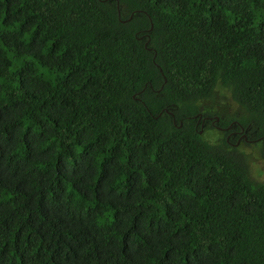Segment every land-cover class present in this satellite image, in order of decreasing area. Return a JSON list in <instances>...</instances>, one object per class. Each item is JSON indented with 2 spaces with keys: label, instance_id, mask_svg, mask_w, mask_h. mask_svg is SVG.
<instances>
[{
  "label": "trees",
  "instance_id": "trees-1",
  "mask_svg": "<svg viewBox=\"0 0 264 264\" xmlns=\"http://www.w3.org/2000/svg\"><path fill=\"white\" fill-rule=\"evenodd\" d=\"M200 115L264 152V0H0V264H264Z\"/></svg>",
  "mask_w": 264,
  "mask_h": 264
},
{
  "label": "rangeland",
  "instance_id": "rangeland-1",
  "mask_svg": "<svg viewBox=\"0 0 264 264\" xmlns=\"http://www.w3.org/2000/svg\"><path fill=\"white\" fill-rule=\"evenodd\" d=\"M224 104H221L220 107H222ZM228 113H234V117L239 118L242 115V111L238 109L237 105L231 103L229 105V108L227 109ZM233 120L232 118H228V121ZM221 132L213 130V129H208L204 133V138L207 141H212L221 136ZM251 146L255 148H251ZM249 146V144L244 143L241 144L238 147V151H235L234 155L241 157L243 159H246V162L249 164L251 170H252V175L255 179L259 181L264 180V152L257 150V147H260L259 143L252 144Z\"/></svg>",
  "mask_w": 264,
  "mask_h": 264
},
{
  "label": "flooded vegetation",
  "instance_id": "flooded-vegetation-1",
  "mask_svg": "<svg viewBox=\"0 0 264 264\" xmlns=\"http://www.w3.org/2000/svg\"><path fill=\"white\" fill-rule=\"evenodd\" d=\"M198 122H200V124H201V126H200L201 131L205 127L210 126V127L219 129L221 132H225L226 133V139H227V141H229L230 145L237 146V145H240L243 143H247V144L258 143V141L256 139L249 138V135L245 132V130L242 127L233 128L235 125L234 123L233 124L231 123L225 127L219 126V124H220L219 119L217 118L216 115H212V116L200 115ZM231 141H235V142L232 143Z\"/></svg>",
  "mask_w": 264,
  "mask_h": 264
}]
</instances>
